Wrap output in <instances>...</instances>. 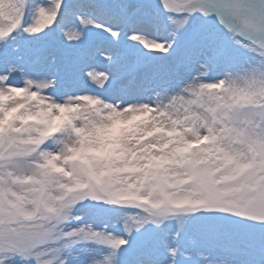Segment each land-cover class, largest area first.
<instances>
[{
  "label": "snow or ice",
  "instance_id": "1",
  "mask_svg": "<svg viewBox=\"0 0 264 264\" xmlns=\"http://www.w3.org/2000/svg\"><path fill=\"white\" fill-rule=\"evenodd\" d=\"M0 264H264V0H0Z\"/></svg>",
  "mask_w": 264,
  "mask_h": 264
}]
</instances>
